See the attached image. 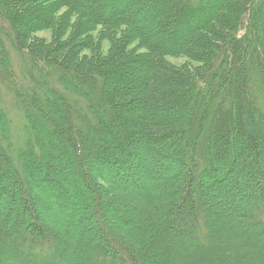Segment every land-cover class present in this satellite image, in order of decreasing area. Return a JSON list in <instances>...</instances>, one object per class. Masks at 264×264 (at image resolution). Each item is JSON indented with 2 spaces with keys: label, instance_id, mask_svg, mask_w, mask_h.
Masks as SVG:
<instances>
[{
  "label": "trees",
  "instance_id": "trees-1",
  "mask_svg": "<svg viewBox=\"0 0 264 264\" xmlns=\"http://www.w3.org/2000/svg\"><path fill=\"white\" fill-rule=\"evenodd\" d=\"M0 264H264V0H0Z\"/></svg>",
  "mask_w": 264,
  "mask_h": 264
},
{
  "label": "rangeland",
  "instance_id": "rangeland-1",
  "mask_svg": "<svg viewBox=\"0 0 264 264\" xmlns=\"http://www.w3.org/2000/svg\"><path fill=\"white\" fill-rule=\"evenodd\" d=\"M169 60H171V62L177 63V64L181 62V60H175V59H172V58H169ZM62 172L64 174H67L69 178L71 177V175H70V173H69V171L67 169H65V170L62 169ZM157 173H158V176H161L162 175L163 178L164 177H167V175L165 174V172L162 171V170L161 171L158 170ZM168 177H171V175L169 174ZM64 184H65V182H64ZM68 189H70V188L68 187ZM72 194L73 193H71V194L66 193L65 194V196H66L65 198L69 199L70 197H72ZM74 202L75 203L71 205V208L70 209H67L66 207H62V208L60 207L59 210L57 209V211H58L57 218L56 219H54V218L52 219L51 217H48V221H52V223L55 224V226L58 229H61L63 232H65V233L68 232L70 234H73L71 236H72V239L74 241L78 237V233L82 232L86 237L92 238L93 239V243L96 244V239H94L92 237L93 231H96L95 230V228H96L95 227V221L92 220L89 217L88 218L87 217L86 218L81 217V220L82 221L81 220L78 221L79 218L77 219V217L76 218H72L71 216L75 215L76 212L78 213V211H81L83 213L85 212V210H81L80 199L75 198V201ZM71 209L76 210V212L74 213ZM120 216H122V217L124 216V217H126V218L129 219V223H121V224H123V226L127 230L132 231V232L138 230L139 223H138L137 219L134 218L136 216H133L132 214H129V215L128 214H124V215L123 214H120ZM235 219H234V221H236ZM12 220H13V215H12ZM55 220H56V223L57 224L54 223ZM73 243L74 242H71V244H73ZM89 244L92 245V241L89 240Z\"/></svg>",
  "mask_w": 264,
  "mask_h": 264
}]
</instances>
